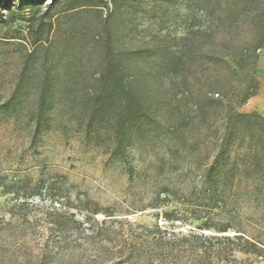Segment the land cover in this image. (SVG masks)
<instances>
[{
	"label": "rangeland",
	"instance_id": "rangeland-1",
	"mask_svg": "<svg viewBox=\"0 0 264 264\" xmlns=\"http://www.w3.org/2000/svg\"><path fill=\"white\" fill-rule=\"evenodd\" d=\"M106 1L74 12L65 0H41L35 9L30 1L0 0V104L12 92L22 56L32 48V34H40L41 22L53 23L45 37L73 39L70 49L77 54L90 50L96 34L109 38L115 51L124 52L117 63L125 66L129 85L138 81L129 52L143 50L167 58L178 53L187 62L182 73L189 79L182 88L191 103L197 95L220 99L232 94L242 71L232 73L202 51L213 45L216 32L200 34L203 47H186L180 41L193 11L200 25L211 22L216 28L225 0H119L117 6ZM208 3L215 12L205 18L199 7ZM242 3L246 15L234 18L233 40L255 36L264 8V0ZM256 53L260 88L238 109L264 116V47ZM102 56L94 53L87 66L69 70L64 83L55 86L53 125L35 144H29L28 130L15 132L7 116L2 119L0 175L8 192L0 187V264H264V250L240 251L254 250L245 238L264 249V213L258 201L228 198L210 209L203 206V194L196 192L142 210L150 200V179L129 180L124 165L109 157L119 108L101 100L98 78L107 68L100 64ZM146 83L152 92L150 76ZM25 106L23 117L30 100ZM151 149L149 137L138 141L131 163L146 164ZM166 211H174L175 219L165 218ZM240 234L244 239L236 238Z\"/></svg>",
	"mask_w": 264,
	"mask_h": 264
},
{
	"label": "trees",
	"instance_id": "trees-1",
	"mask_svg": "<svg viewBox=\"0 0 264 264\" xmlns=\"http://www.w3.org/2000/svg\"><path fill=\"white\" fill-rule=\"evenodd\" d=\"M20 1H30L33 9L41 3V0ZM111 1L117 6L119 0ZM106 2L65 0L69 10L74 12L85 7H101ZM261 9L263 12L258 15L254 28L255 36L243 41L230 37L234 18L239 20L246 15L242 0H225L216 28L211 22L200 25L194 11L188 17L187 32L180 37L184 46L203 47L200 34L216 32L218 38L213 45L203 47L202 51L215 62L224 63L230 72L239 74L242 71L232 94L224 93L220 99L207 94L203 98L197 95L193 103L182 88L189 78L182 73L187 62L181 54L167 58L152 56L143 50L129 52L133 55L138 77L132 86L125 82V66L117 63L124 52L115 51L109 38L104 39L98 33L90 50L77 54L70 49L73 39L56 41L53 37H45L44 31L50 30L53 23L41 22L40 34H32V48L22 56L14 88L0 104V129L4 125L2 119L7 116V124L15 132L28 130L29 144H35L53 125L55 86L64 83L69 70L87 66L94 53L103 54L99 61L107 68L98 78L102 83L101 100L110 106L115 103L119 108L112 124V145L108 153L111 159L124 165L129 180L150 179V200L142 210L161 208L199 192L207 201L203 206L210 209L228 198H244L258 201L264 213V116L257 111L241 112L238 109L260 88L256 77L259 61L256 51L264 47V8ZM199 10L205 18L215 12L210 3ZM58 48L61 49L55 50ZM147 76L153 80L152 92L146 90ZM163 76H166V82H163ZM28 100L31 108L28 107V113L23 117L22 111L27 109L25 103ZM146 137L152 148L151 160L134 166L132 152L137 142ZM0 187L8 192L1 175ZM174 214V211H166L164 217L175 219L172 218ZM236 238L244 239V236L240 234ZM245 242L254 250L245 248L241 252L264 250L250 239L245 238Z\"/></svg>",
	"mask_w": 264,
	"mask_h": 264
}]
</instances>
